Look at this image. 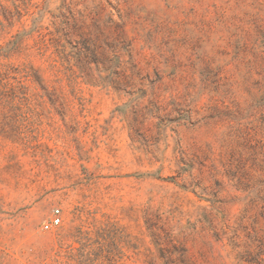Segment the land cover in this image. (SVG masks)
<instances>
[{
  "label": "rangeland",
  "instance_id": "1",
  "mask_svg": "<svg viewBox=\"0 0 264 264\" xmlns=\"http://www.w3.org/2000/svg\"><path fill=\"white\" fill-rule=\"evenodd\" d=\"M9 66L0 264H264V0H0Z\"/></svg>",
  "mask_w": 264,
  "mask_h": 264
},
{
  "label": "trees",
  "instance_id": "2",
  "mask_svg": "<svg viewBox=\"0 0 264 264\" xmlns=\"http://www.w3.org/2000/svg\"><path fill=\"white\" fill-rule=\"evenodd\" d=\"M62 47H64L62 45ZM30 77V72L27 68L19 69L7 67L5 70H0V137L10 130L1 122L6 120L10 114V110L16 108L18 94L25 90V81ZM8 110V111H7ZM80 264H92L89 256H81Z\"/></svg>",
  "mask_w": 264,
  "mask_h": 264
},
{
  "label": "built area",
  "instance_id": "3",
  "mask_svg": "<svg viewBox=\"0 0 264 264\" xmlns=\"http://www.w3.org/2000/svg\"><path fill=\"white\" fill-rule=\"evenodd\" d=\"M61 211L60 209H56L54 211V214L53 216L51 217L50 221L46 222L45 225H44V229L46 230H50L54 227H57L61 224Z\"/></svg>",
  "mask_w": 264,
  "mask_h": 264
}]
</instances>
